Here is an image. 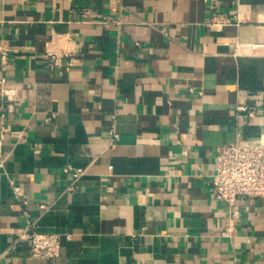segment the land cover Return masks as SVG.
I'll return each mask as SVG.
<instances>
[{"label": "crops", "instance_id": "0c3cea01", "mask_svg": "<svg viewBox=\"0 0 264 264\" xmlns=\"http://www.w3.org/2000/svg\"><path fill=\"white\" fill-rule=\"evenodd\" d=\"M0 45V264H45L25 211L54 264H264V199L228 237L210 183L264 135V0H0Z\"/></svg>", "mask_w": 264, "mask_h": 264}, {"label": "built area", "instance_id": "2783aa9c", "mask_svg": "<svg viewBox=\"0 0 264 264\" xmlns=\"http://www.w3.org/2000/svg\"><path fill=\"white\" fill-rule=\"evenodd\" d=\"M228 21L223 15H219L213 18L211 23L219 25ZM9 54L8 47L0 45L2 63L8 62ZM238 109L245 111L249 117L254 116L255 111L244 105L239 106ZM110 133L113 138L119 137L114 129ZM184 154H188V149L184 150ZM215 165L216 169L210 178V183L216 197L229 204V217L223 234L232 237L237 228V221L241 217L239 202L254 197L264 199V135L257 139L239 137L233 142L219 146ZM64 171L71 179L69 190H74L76 183L87 174L86 168L72 165H66ZM11 182L17 199H20L21 186ZM25 216L27 226L20 236L30 240L32 257L43 260L45 264H54L61 257L63 237L72 239V233L40 231L26 211Z\"/></svg>", "mask_w": 264, "mask_h": 264}]
</instances>
